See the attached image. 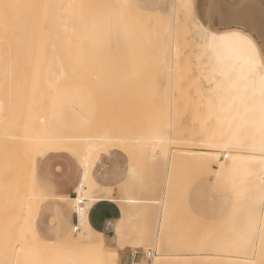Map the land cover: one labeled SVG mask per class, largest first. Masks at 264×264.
<instances>
[{
	"label": "rangeland",
	"instance_id": "1",
	"mask_svg": "<svg viewBox=\"0 0 264 264\" xmlns=\"http://www.w3.org/2000/svg\"><path fill=\"white\" fill-rule=\"evenodd\" d=\"M198 7L199 0H28L24 7L17 5L16 13L24 10V16L15 17V36L25 35L28 48L13 78L29 83L35 95L0 99V191L18 186L30 202L20 228L12 226L23 231H17L22 244L13 232L15 238L8 241L16 240L10 249L17 247L12 252L17 262L24 254L20 246L31 248L32 232L46 243H58L74 225L76 190L74 197L47 204L49 185L40 179L37 160L54 155L64 163L66 176L74 170L80 175L86 148L81 138L103 136L110 142L89 156L85 189L99 199L93 205L108 201L120 217L99 232L110 226L115 244L99 251L92 264H253L264 207L258 210L233 176L174 160L175 152L204 148L200 142L209 129L203 99L207 84L194 57L191 30ZM253 36L264 53L262 41ZM47 135L74 139L32 141ZM160 135L168 141L151 139ZM122 152L128 161L123 182ZM224 153L220 163L227 161ZM112 178L113 185L102 186ZM13 191L7 196L14 197ZM47 214L48 228L42 231ZM241 240L249 246L246 252L239 250ZM73 252L79 255L82 249ZM146 252L158 260L144 262L139 253Z\"/></svg>",
	"mask_w": 264,
	"mask_h": 264
},
{
	"label": "bare ground",
	"instance_id": "2",
	"mask_svg": "<svg viewBox=\"0 0 264 264\" xmlns=\"http://www.w3.org/2000/svg\"><path fill=\"white\" fill-rule=\"evenodd\" d=\"M27 2L28 0H0V99H35L32 93L33 87L29 83L16 81L13 78L16 69L21 67L18 61L24 57L28 48L25 35L15 36V17L16 15L24 16V10H18L16 13L15 8L17 5L24 7ZM214 21L216 24H213ZM191 30L195 37L194 57L200 67L199 73L207 84L205 97L202 96V92L199 93L204 99L205 119L209 122V125L208 122L206 123L209 129L205 139L199 141L200 146L204 148L175 152L174 160L196 163L218 176L225 174L233 176L235 186L239 184L241 190L248 191L259 210L260 207H264V53L253 35L262 41L264 48V0H199V7L191 22ZM245 39L255 45L256 51L260 53L261 59L255 61V67L247 63L249 59L255 58ZM21 76L24 77L20 75L19 79ZM4 79L7 81L3 82ZM160 136H154L151 139L159 143L168 141L167 138ZM72 139L74 138L47 135L44 138L34 137L32 141L36 144L45 140L58 142ZM108 139L103 136L97 140L90 137L81 138L86 148L85 169L77 185L74 200L75 204L77 201L83 202L82 205L74 206V213L78 217V226H75L77 231L74 232V227L72 232L58 243H46L32 232L31 248L23 249L25 247L20 246L24 254L19 257V262L16 261L18 257L15 260L16 255L12 254L17 247L15 246L14 249L11 246L13 249H10V244L14 245L12 241L16 240L8 241L11 237L15 238L12 232L19 239L17 236L19 229H12V226L20 228L18 225L22 224V218L24 220V215L26 214L27 217L29 214L27 208L30 202L24 201L26 195L23 196L18 186H5L6 194L0 191V264H27L30 260L33 264H92L94 256L101 254L99 251H104L106 247L108 249L115 244L114 229L110 233L102 234L94 231L88 224L89 209L99 199L94 193L85 189L89 183V156L98 150L101 144L110 142ZM223 151H226L223 156L227 161L220 163L219 155ZM31 185L36 191L34 183ZM2 187L3 185L0 188ZM12 188H17L15 191L12 190L16 195L11 197L12 193L11 196H7L9 191L12 192ZM37 194L43 195L40 191H37ZM131 199H128L129 202ZM2 201L7 202L4 204ZM5 212L8 213L7 216ZM262 222L263 225V218ZM21 232L23 231L20 229L18 234ZM263 232L264 227L259 228L257 234L260 235V240L258 239L253 264H264ZM75 237H78V240H75ZM97 240L98 245L95 242ZM19 241L21 240L19 239L16 243L22 244H19ZM245 242L241 240L239 244L241 252H246L249 248ZM76 249H82L81 254H74L73 251ZM139 254L144 262L151 258L153 263L158 260L151 252Z\"/></svg>",
	"mask_w": 264,
	"mask_h": 264
},
{
	"label": "crops",
	"instance_id": "3",
	"mask_svg": "<svg viewBox=\"0 0 264 264\" xmlns=\"http://www.w3.org/2000/svg\"><path fill=\"white\" fill-rule=\"evenodd\" d=\"M58 157V156H57ZM37 169L40 179L44 181L47 185H49V189L47 190V194L50 198L47 199V204L50 202L52 205L54 204L53 200H59L60 197H65L68 195L70 198L75 196V190L77 184L80 181V177L82 176L83 169L81 170L80 175H78L75 170L69 175L66 176L65 165L59 159H55L54 155H50L49 157L41 160H37ZM56 167L62 168L61 172L56 171ZM128 175V161L125 158L124 153H121V162H120V181L123 182ZM112 179H105L102 181V186L108 188L113 185ZM120 217V212L116 205H112L108 201H99L96 202L88 212V224L90 227L97 231L101 232L105 229V226L108 222H115ZM50 218V214L45 215L44 224L40 230L46 231L48 228L47 221ZM71 221L74 225L71 227V231L76 226L77 217L75 213H72L70 216ZM108 226L106 228V233H110L113 231ZM68 232L66 236L69 234ZM51 241V240H48Z\"/></svg>",
	"mask_w": 264,
	"mask_h": 264
},
{
	"label": "snow or ice",
	"instance_id": "4",
	"mask_svg": "<svg viewBox=\"0 0 264 264\" xmlns=\"http://www.w3.org/2000/svg\"><path fill=\"white\" fill-rule=\"evenodd\" d=\"M245 43L248 45L251 53H252V56L255 58V59H249L247 61V63L251 66V67H255V61L258 60V59H261L260 57V53L256 51L255 49V45H253L250 41H247L245 39Z\"/></svg>",
	"mask_w": 264,
	"mask_h": 264
},
{
	"label": "built area",
	"instance_id": "5",
	"mask_svg": "<svg viewBox=\"0 0 264 264\" xmlns=\"http://www.w3.org/2000/svg\"><path fill=\"white\" fill-rule=\"evenodd\" d=\"M83 204V202L82 201H77L76 202V205H82ZM76 217H77V214H76ZM78 218V217H77ZM76 226H78V219H77V222H76ZM77 231V227H75L74 228V232H76Z\"/></svg>",
	"mask_w": 264,
	"mask_h": 264
}]
</instances>
